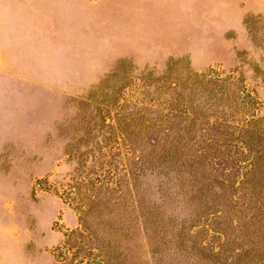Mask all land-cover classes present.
<instances>
[{
    "label": "rangeland",
    "instance_id": "374dc122",
    "mask_svg": "<svg viewBox=\"0 0 264 264\" xmlns=\"http://www.w3.org/2000/svg\"><path fill=\"white\" fill-rule=\"evenodd\" d=\"M0 264H264V0H0Z\"/></svg>",
    "mask_w": 264,
    "mask_h": 264
}]
</instances>
